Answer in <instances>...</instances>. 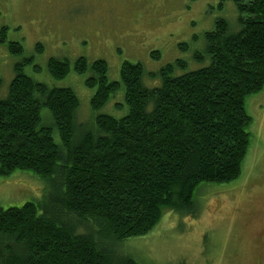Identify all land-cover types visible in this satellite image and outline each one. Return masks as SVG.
<instances>
[{
    "label": "trees",
    "instance_id": "16d2710c",
    "mask_svg": "<svg viewBox=\"0 0 264 264\" xmlns=\"http://www.w3.org/2000/svg\"><path fill=\"white\" fill-rule=\"evenodd\" d=\"M231 1L239 30L215 23L205 36L208 66L172 76L175 65H167L153 75L160 85L146 88L141 64H121L128 112L120 119L98 115L94 124L78 125L72 90L48 89L16 67L0 100V177L31 171L47 190L45 201L0 210V264H138L114 260L101 242L145 235L166 211L195 216L200 184L240 177L251 123L245 100L264 88V0ZM9 50L17 54L21 46ZM69 70L66 59L48 61L56 79ZM73 70L90 71L92 110L119 88L103 60L79 57ZM42 109L51 126L42 124Z\"/></svg>",
    "mask_w": 264,
    "mask_h": 264
},
{
    "label": "rangeland",
    "instance_id": "374dc122",
    "mask_svg": "<svg viewBox=\"0 0 264 264\" xmlns=\"http://www.w3.org/2000/svg\"><path fill=\"white\" fill-rule=\"evenodd\" d=\"M237 8L231 0H0V100L7 96L16 67L48 89L68 88L79 101L78 125L98 115L120 119L128 112L120 81L124 61L143 68L142 84L158 87L153 76L175 65L181 76L209 65L205 36L222 19L237 32ZM12 43L21 52L9 50ZM86 58L107 63L109 81L119 88L107 103L92 110L96 87L85 84L90 71L78 74L73 62ZM51 58L70 62L69 73L56 79L48 71ZM177 64V65H176ZM251 118L249 147L240 177L231 184H200L192 200L195 216L166 211L147 234L119 242L103 240L114 259L128 257L138 264H264V88L245 100ZM87 114V120L81 117ZM42 124L52 125L47 109ZM52 138L60 139L55 129ZM46 183L31 171L0 177V210L42 202ZM45 201V200H44Z\"/></svg>",
    "mask_w": 264,
    "mask_h": 264
}]
</instances>
